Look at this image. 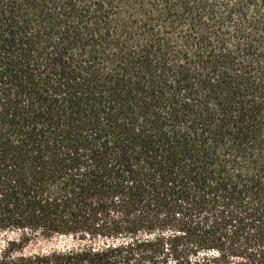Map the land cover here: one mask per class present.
I'll return each instance as SVG.
<instances>
[{"label":"trees","instance_id":"1","mask_svg":"<svg viewBox=\"0 0 264 264\" xmlns=\"http://www.w3.org/2000/svg\"><path fill=\"white\" fill-rule=\"evenodd\" d=\"M0 264H264V0H0Z\"/></svg>","mask_w":264,"mask_h":264},{"label":"rangeland","instance_id":"2","mask_svg":"<svg viewBox=\"0 0 264 264\" xmlns=\"http://www.w3.org/2000/svg\"><path fill=\"white\" fill-rule=\"evenodd\" d=\"M63 239H61V238H59V239H56V240H54L52 243L53 244H60V243H63Z\"/></svg>","mask_w":264,"mask_h":264}]
</instances>
